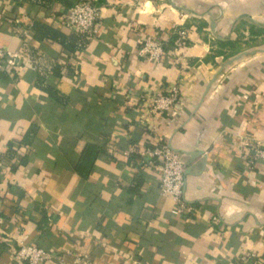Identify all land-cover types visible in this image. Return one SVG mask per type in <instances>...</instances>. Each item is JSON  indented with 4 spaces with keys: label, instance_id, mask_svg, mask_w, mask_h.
<instances>
[{
    "label": "crops",
    "instance_id": "0c3cea01",
    "mask_svg": "<svg viewBox=\"0 0 264 264\" xmlns=\"http://www.w3.org/2000/svg\"><path fill=\"white\" fill-rule=\"evenodd\" d=\"M78 1L0 0V49L20 57L0 75V264L27 244L64 264H264V0H90L80 50L57 20ZM181 27L179 56L176 36L162 62L140 54ZM173 84L179 114H149L141 97ZM157 143L185 165L180 214L136 154Z\"/></svg>",
    "mask_w": 264,
    "mask_h": 264
},
{
    "label": "built area",
    "instance_id": "2783aa9c",
    "mask_svg": "<svg viewBox=\"0 0 264 264\" xmlns=\"http://www.w3.org/2000/svg\"><path fill=\"white\" fill-rule=\"evenodd\" d=\"M99 19L100 9L90 0L78 1L57 17L63 27L88 41L99 36ZM174 34H170L168 38L146 39L140 54L150 62L160 63L165 58L164 46L172 36H176L171 52L174 56H179L181 49L187 45V32L181 27ZM19 59L18 55L0 49V75L19 69ZM181 91L180 85L173 84L161 92H153L151 95L141 97L140 102L144 103L149 114L163 116L167 121L179 114L183 106ZM254 147L256 157L264 159L262 145L257 143ZM136 154L139 155L142 163L158 174L159 194L171 198L174 202L173 213H182L185 210L183 202L185 165L181 156L170 143L143 146ZM14 259L26 264H64L61 260L55 259L50 252L31 244L21 245L14 252ZM230 264H241V261L236 260Z\"/></svg>",
    "mask_w": 264,
    "mask_h": 264
},
{
    "label": "trees",
    "instance_id": "16d2710c",
    "mask_svg": "<svg viewBox=\"0 0 264 264\" xmlns=\"http://www.w3.org/2000/svg\"><path fill=\"white\" fill-rule=\"evenodd\" d=\"M33 30L35 31L37 38L39 40L45 39V40H49V41H59L60 44L69 52H73L74 51V46L69 42L68 39H66L64 36H62L61 34L57 33L56 31L49 29L47 27H44L40 24H34L33 26ZM81 39V42L79 44V48H77L78 50H80L82 47H84L87 43L88 40L84 39L82 36L78 35ZM173 41H171L169 43V48L172 47ZM58 69V68H57ZM58 74V72H56ZM97 154V149L93 148V147H87L85 153L82 155L78 166H77V171L81 174L80 172V168L81 167H85V166H90L92 164V161L94 160V157ZM132 158H135L136 156L132 155ZM137 158V157H136ZM83 175V177L86 176V174H81ZM135 183L137 184L136 186L141 184L140 178L139 176L136 177L135 179Z\"/></svg>",
    "mask_w": 264,
    "mask_h": 264
}]
</instances>
